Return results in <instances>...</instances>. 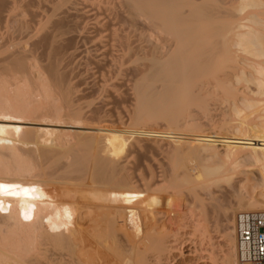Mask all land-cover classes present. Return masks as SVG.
<instances>
[{
  "label": "bare ground",
  "instance_id": "6f19581e",
  "mask_svg": "<svg viewBox=\"0 0 264 264\" xmlns=\"http://www.w3.org/2000/svg\"><path fill=\"white\" fill-rule=\"evenodd\" d=\"M148 153L167 174L132 172ZM164 189L195 204L185 242ZM0 210V264L43 245L67 250L51 264H242L235 217L264 211V0H0Z\"/></svg>",
  "mask_w": 264,
  "mask_h": 264
},
{
  "label": "rangeland",
  "instance_id": "374dc122",
  "mask_svg": "<svg viewBox=\"0 0 264 264\" xmlns=\"http://www.w3.org/2000/svg\"><path fill=\"white\" fill-rule=\"evenodd\" d=\"M82 67V68H81ZM79 67L77 66V71L79 70L81 73H82V75H83V77L84 78H88L87 77V75H86V70L85 69H89L90 67L89 66H86V64H83L82 66H80V68L81 69H78ZM91 79H87V81L89 82ZM94 97V99H95V97L96 96H93ZM92 97V98H93ZM91 98V100H94V99H92ZM124 104H126V105H124ZM122 105H124L123 107H127V106H129V103H123V104H121V105H119L118 107H117V112H121V110H122V108H120V107H122ZM6 122V121H5ZM7 122H11V121H7ZM15 122H18V121H15ZM46 123V125H43V124H45ZM48 123V124H47ZM7 124H15V123H7ZM16 124H20V125H22V127H29V126H35V127H37V128H43L42 130H45V131H55V132H57V133H59V132H63V131H66V130H70V131H76L77 129L79 130L80 129V126L79 125H76L74 128H68L67 126H65V125H59V124H56V123H51V122H43V124H39V125H29V124H23L22 122H18V123H16ZM50 124V125H49ZM54 124H56V125H54ZM26 125V126H25ZM40 126V127H39ZM63 126V127H62ZM48 127V128H47ZM52 127V128H51ZM68 128V129H67ZM59 131H58V130ZM61 130H63V131H61ZM140 130H142V131H144L145 130V132H143V133H145V134H148V135H150L151 134V136H157V134H156V132H159V131H153L152 132V130H158V129H152L151 127H144V128H141ZM149 131L148 133L146 132V131ZM142 131H140V132H142ZM157 154H158V156H157ZM160 153H150V155H149V153L147 154V155H143V156H137V157H135L134 159V164H133V170H132V172H134V173H136V174H140V175H144V176H146L147 178H149V176H150V173H152L153 175H155L156 177H160V176H164V174H167V170L168 169H166V167H168V166H166V167H163L164 165H167V160H168V158L167 157H165V156H167V155H163V154H160L162 157H160V155H159ZM154 157V158H153ZM157 157H159V159L157 158ZM163 157H164V159H163ZM163 159V160H162ZM160 161V162H159ZM149 162V163H148ZM156 162V163H155ZM159 162V163H158ZM162 162H165V163H162ZM152 163V164H151ZM153 163H155V164H153ZM163 165H162V164ZM151 164V166H153V167H147V166H149ZM142 166V167H141ZM146 166V167H145ZM160 167H163L162 168V170L160 169ZM141 168V170H139ZM145 168V169H144ZM154 169H156V170H154ZM158 169H160V170H158ZM137 170H139L138 172H137ZM149 174V175H148ZM157 175H159V176H157ZM225 186H226V190H224L225 191V193H217V194H215V196L223 203V204H228V203H230V202H233L235 199H234V197L233 196H231L230 194H227V193H229V191L231 190L230 189V187H229V185L228 184H225ZM165 190L166 189H164V190H162V191H160V192H158L157 193V196H160V198H161V204H162V206H163V208H162V210L164 211V212H166V215L165 216H167L166 218H165V221H166V223H168L169 222V220H170V218H171V215H173V216H176V217H178L179 219H180V221H179V223L177 224V225H171L170 224V222L168 223V225H169V228L171 229L170 231L171 232H169L168 233V235H169V238H168V240L170 241L169 243L170 244H173V240L175 239V236H174V234L175 233H178L177 234V236L178 237H180L179 238V241H181V242H185L186 241V239H187V237H189L190 235H191V233H192V228L191 227H189L188 229H180V227L182 226V223H183V219L184 218H181V216L184 214V213H186V211L188 212L195 204H194V202H193V199H192V197L191 196H189L187 193H173V191H171V190H168V191H166L165 192ZM226 191H227V193H226ZM169 192V193H168ZM254 193H252V194H254L253 196H255L256 194V196H258V194H259V189H257V192L258 193H256V189H255V191H253ZM62 195H60L59 193H58V196L60 197H63V195L65 196V194H63V193H61ZM183 195V196H182ZM184 195H185V197H184ZM227 195V196H226ZM73 195H70V197L68 196V195H66L65 197H63V199H67V200H69L70 199V201H75V197L73 196ZM179 196H182V198L181 197H179ZM229 196V197H228ZM68 197V198H67ZM173 197V198H172ZM177 197V198H176ZM163 198V199H162ZM175 198V199H174ZM233 199V200H232ZM183 200V201H182ZM188 200V201H187ZM189 201H192V203L191 202H189ZM225 201V202H224ZM173 202V203H172ZM185 202H186V204H185ZM171 203V204H170ZM178 203H183V204H178ZM166 204H168V205H166ZM188 204V205H187ZM177 207H176V206ZM183 206H185L186 207V209H185V207H183ZM166 208H168V209H166ZM178 208H180V209H178ZM164 209H166V211L164 210ZM185 209V210H184ZM187 209H189V210H187ZM4 210H0V214H4V212H3ZM174 211V212H173ZM182 211H185V212H182ZM198 212V211H197ZM174 213V214H173ZM171 214V215H170ZM178 215H181V216H178ZM210 217H211V215H210ZM212 218V217H211ZM209 218V230H210V234H211V236H213L214 237V241L216 242V241H218V237H217V230H218V228H216V223H215V221H214V219L212 218ZM211 219V220H210ZM211 223H213V225L211 224ZM190 225V224H189ZM178 226V227H177ZM177 227V228H176ZM215 227V228H214ZM174 230H173V229ZM176 229V230H175ZM191 229V230H190ZM173 230V231H172ZM175 232V233H174ZM180 232V233H179ZM190 232V233H189ZM173 234V235H172ZM185 236H184V235ZM170 237H172V238H170ZM177 237V238H178ZM186 238V239H185ZM182 239H184V240H182ZM44 243L46 244V242L44 241ZM47 246H50V245H43V246H41V248L43 249V251H42V253L38 256L39 257V259H40V261H41V263L42 264H51L50 262V258H52V259H67L68 258V256L67 255H65V253H66V249H64V248H61V249H56V248H52L53 246L51 245L50 247H47ZM54 250L55 252H52L51 250ZM217 252L219 251V250H216ZM60 252V253H59ZM216 252V253H217ZM47 253V254H46ZM58 253V254H57ZM220 253V252H219ZM206 252L205 251H203L202 253L200 252V257L201 256H203L204 257V259H200V257L198 256V257H193V258H188V260H187V262H185V261H183V260H181V259H177L176 260V263L175 264H215V260H212V259H210V258H208V253L206 254ZM217 255V254H216ZM215 255V256H216ZM48 257H50V258H48ZM46 258H48V259H50L49 261L46 259ZM179 258V257H178ZM42 259V260H41ZM192 260V261H191ZM212 261H214V262H212Z\"/></svg>",
  "mask_w": 264,
  "mask_h": 264
},
{
  "label": "built area",
  "instance_id": "2783aa9c",
  "mask_svg": "<svg viewBox=\"0 0 264 264\" xmlns=\"http://www.w3.org/2000/svg\"><path fill=\"white\" fill-rule=\"evenodd\" d=\"M238 259L242 264H264V211L235 217Z\"/></svg>",
  "mask_w": 264,
  "mask_h": 264
}]
</instances>
